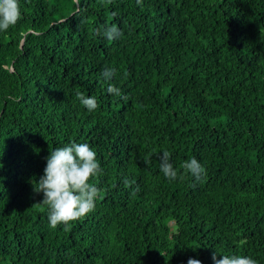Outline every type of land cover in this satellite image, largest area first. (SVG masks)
Returning <instances> with one entry per match:
<instances>
[{
	"label": "trees",
	"instance_id": "16d2710c",
	"mask_svg": "<svg viewBox=\"0 0 264 264\" xmlns=\"http://www.w3.org/2000/svg\"><path fill=\"white\" fill-rule=\"evenodd\" d=\"M18 2L0 31V264H264V0ZM112 24L119 39L96 35ZM72 141L95 151L100 193L52 228L35 181Z\"/></svg>",
	"mask_w": 264,
	"mask_h": 264
},
{
	"label": "clouds",
	"instance_id": "9594fccd",
	"mask_svg": "<svg viewBox=\"0 0 264 264\" xmlns=\"http://www.w3.org/2000/svg\"><path fill=\"white\" fill-rule=\"evenodd\" d=\"M137 4H142V0H137ZM20 18L18 0H0V31H7ZM95 33L110 41L122 36L121 30L116 24L97 28ZM115 73V68L106 67L101 75L107 82ZM107 92L125 98L121 90L111 83L108 84ZM77 98L89 112L98 108L95 96H86L84 93L78 92ZM170 156L169 151H162L159 168L165 178L176 180L178 171L170 162ZM182 168L184 173L191 175L195 181H201L202 177L206 175V169L195 157L184 161ZM101 173L102 168L96 159V153L87 143L78 144L72 141L49 152L43 175L38 181H35L34 190L43 193L42 202L48 206L47 218L50 227L56 228L62 223L67 229L69 222L79 220L95 209V201L99 196L100 189L89 183V180ZM179 178L184 179V175H180ZM124 183L127 187L134 181L125 179ZM212 260L213 264H258L252 257L238 254L221 255V258L217 259L214 252ZM187 264H202V262L190 257Z\"/></svg>",
	"mask_w": 264,
	"mask_h": 264
}]
</instances>
